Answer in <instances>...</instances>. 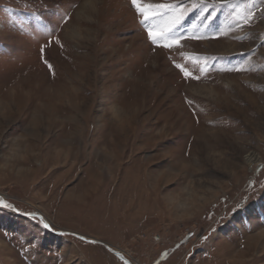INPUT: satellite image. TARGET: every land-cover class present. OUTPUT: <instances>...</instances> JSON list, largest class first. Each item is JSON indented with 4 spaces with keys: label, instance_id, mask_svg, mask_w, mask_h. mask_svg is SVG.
I'll return each instance as SVG.
<instances>
[{
    "label": "rangeland",
    "instance_id": "374dc122",
    "mask_svg": "<svg viewBox=\"0 0 264 264\" xmlns=\"http://www.w3.org/2000/svg\"><path fill=\"white\" fill-rule=\"evenodd\" d=\"M237 3L166 49L131 0H0V264H264V2Z\"/></svg>",
    "mask_w": 264,
    "mask_h": 264
},
{
    "label": "snow or ice",
    "instance_id": "6c2138e0",
    "mask_svg": "<svg viewBox=\"0 0 264 264\" xmlns=\"http://www.w3.org/2000/svg\"><path fill=\"white\" fill-rule=\"evenodd\" d=\"M190 2V7H182L177 3H162L154 5L148 2H145L142 6L141 0H131V5L135 8L137 15L142 17V19H140L138 23L146 30L148 40L153 45H157L158 42H163L160 43V46L166 49H171L174 45H178L180 43L182 34L178 31V28L181 26L184 18L188 15V13L196 9H199L200 14L203 15L205 12L209 11V8H223L225 5L231 4L234 9L232 15L236 19L238 27H242L241 21L243 22V24H249L250 21L254 19V14L251 11H247L244 15H240L238 11L240 5L237 3V0H219V2H217V0H213L211 4L208 3V0H190ZM262 2H264V0H262ZM254 6L255 4L253 0V4L249 7ZM216 15V11L213 10L210 15L204 18L207 20H212ZM163 21H166L165 26L160 27L161 22ZM49 36H51V33H49ZM51 42L52 40L50 39L49 43ZM55 43L60 44L58 38L55 40ZM60 46L63 47V45ZM43 51L44 47L42 46L41 52ZM44 62L45 64H48L46 60ZM48 67L51 69L52 65L48 64ZM176 67L184 73L185 77L191 76V73L183 65L176 64ZM237 70L239 71L241 69L238 68ZM200 71H204V69L201 67ZM195 78L199 79L200 77L197 76ZM241 207L242 205L238 204L236 208L233 209V212L238 211ZM0 208L13 209L18 211V209H15V206L12 203L7 202L3 197H0ZM23 215L37 219L45 229L54 230L52 225L46 222V219L43 216L38 215L37 213L24 212ZM63 234L71 235L74 238L78 237L80 240L86 239L84 236L79 235L75 232ZM204 239H207V237H204ZM91 243H97V241L93 240L91 241ZM121 259H124V257L121 256ZM125 264H129V262L125 261Z\"/></svg>",
    "mask_w": 264,
    "mask_h": 264
},
{
    "label": "bare ground",
    "instance_id": "6f19581e",
    "mask_svg": "<svg viewBox=\"0 0 264 264\" xmlns=\"http://www.w3.org/2000/svg\"><path fill=\"white\" fill-rule=\"evenodd\" d=\"M248 162L251 164V166L254 165L257 168L261 167L260 157L257 156V154H251L248 157Z\"/></svg>",
    "mask_w": 264,
    "mask_h": 264
}]
</instances>
